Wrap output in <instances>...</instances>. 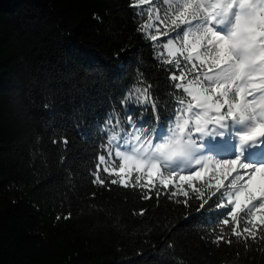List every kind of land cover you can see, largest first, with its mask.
Instances as JSON below:
<instances>
[{"label": "trees", "instance_id": "16d2710c", "mask_svg": "<svg viewBox=\"0 0 264 264\" xmlns=\"http://www.w3.org/2000/svg\"><path fill=\"white\" fill-rule=\"evenodd\" d=\"M134 2L0 0V264H264V233L238 240L230 223L215 242L230 210L216 196L201 209L172 184L145 199L104 171L93 182L128 112L150 117L138 98L173 92L167 37L146 40Z\"/></svg>", "mask_w": 264, "mask_h": 264}, {"label": "snow or ice", "instance_id": "6c2138e0", "mask_svg": "<svg viewBox=\"0 0 264 264\" xmlns=\"http://www.w3.org/2000/svg\"><path fill=\"white\" fill-rule=\"evenodd\" d=\"M145 4L150 22L137 30L153 44L167 37L156 47L174 66L164 69L173 92L167 103L138 98L133 107L150 105V117L146 107L137 116L128 112L122 132L104 143L107 159L98 155L90 170L93 182L105 183L102 169L113 185L148 189V199L178 176L173 196L191 192L203 200L201 209L216 196V208L230 209L221 213L228 218L217 244L232 242L223 231L230 223L238 240H255L264 233V0H136L130 7ZM216 148L229 158H216Z\"/></svg>", "mask_w": 264, "mask_h": 264}, {"label": "rangeland", "instance_id": "374dc122", "mask_svg": "<svg viewBox=\"0 0 264 264\" xmlns=\"http://www.w3.org/2000/svg\"><path fill=\"white\" fill-rule=\"evenodd\" d=\"M150 22V21H149ZM148 22V23H149ZM223 139L224 138H220V137H217L216 138V140L217 141H223ZM213 152H215L216 153V158H229V154H227V153H225V152H223V151H220L219 150V148H216V149H213ZM208 154H212V153H208ZM103 155H105L106 156V159H107V154H103ZM116 159H118V158H116L115 157V155H114V150H113V156H112V163H114V164H116L117 162H116ZM97 163H99V161L97 160ZM96 163V164H97ZM118 163H119V161H118ZM117 167H118V164H117ZM101 171H103L102 169H101ZM180 174H187V173H180ZM143 179H144V181L145 182H147V178L146 177H143ZM173 179V181H174V183H172V185L178 190V188H177V185H179L181 182L179 181V177L177 176V177H173L172 178ZM194 182H196V181H194ZM225 183H227V181L225 182ZM170 185V184H169ZM186 186V185H185Z\"/></svg>", "mask_w": 264, "mask_h": 264}]
</instances>
